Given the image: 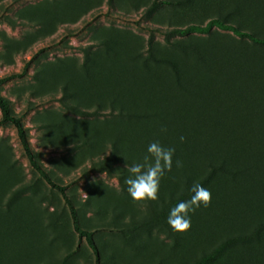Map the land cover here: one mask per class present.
Instances as JSON below:
<instances>
[{"label":"rangeland","instance_id":"obj_1","mask_svg":"<svg viewBox=\"0 0 264 264\" xmlns=\"http://www.w3.org/2000/svg\"><path fill=\"white\" fill-rule=\"evenodd\" d=\"M212 19L257 40L207 30ZM262 40L264 0H0V78L30 62L0 95L40 166L67 187L101 264H197L236 236L250 239L208 264H264ZM154 140L175 147L173 169L157 201L134 202L125 166ZM193 182L211 203L174 232L169 209ZM0 264H95L9 124L0 125Z\"/></svg>","mask_w":264,"mask_h":264},{"label":"clouds","instance_id":"obj_2","mask_svg":"<svg viewBox=\"0 0 264 264\" xmlns=\"http://www.w3.org/2000/svg\"><path fill=\"white\" fill-rule=\"evenodd\" d=\"M166 132V129H161ZM181 136V142L184 141ZM175 147L165 146L158 140L147 145L146 154L142 162H133L131 166L126 163L127 177L124 184L127 186V194L134 202L157 201L159 199L160 183L166 173L173 169V157ZM176 167L182 164L176 160ZM191 196L187 200H180L169 209L167 224L174 232H186L191 227V213L201 206L208 207L211 203L212 194L198 182H193L189 189Z\"/></svg>","mask_w":264,"mask_h":264},{"label":"trees","instance_id":"obj_3","mask_svg":"<svg viewBox=\"0 0 264 264\" xmlns=\"http://www.w3.org/2000/svg\"><path fill=\"white\" fill-rule=\"evenodd\" d=\"M155 6L156 4H153L151 7L154 8ZM212 26L217 27L218 29H221V30L232 31L236 35L245 36L246 38H249L252 41L257 40L251 34L241 32L240 30H238L237 28L233 26L224 25L222 22H220L217 19H212L210 20V22H208L206 26L207 30L208 29L210 30ZM190 29L191 28L189 29L187 28L183 30H175V33L179 34L180 36H186L190 32ZM262 41L264 42V40ZM151 49H152V44H151V40H149L148 45H147V51L151 52ZM29 65H30V62H28L24 66L23 71L19 74H12V75L0 78V86L14 79L22 78L23 76H25ZM72 111L73 113L81 117H90V116L96 115L95 113H89V112L82 111L76 108H72ZM6 124L12 125L14 129L16 130L20 145L29 162L30 167L38 174L39 178L42 179L51 189L56 190L62 196L64 203L66 204L68 211H69L73 231L76 233L78 239L84 240L86 244L88 245V247L91 249L94 255L95 264H101L99 251L93 239L94 233L91 231L85 230L80 226L77 211L67 195V192H66L67 187L56 184L50 178L48 173L40 166V164L36 160V155L32 152V149L30 147L26 129L24 128L22 124V118L14 116L11 113L9 102L0 95V125H6ZM254 149L258 150L256 151L258 154L263 153V150H260V145H255ZM186 198H187L186 194H183L179 196L174 201V203L176 204L178 201L185 200ZM249 239H250L249 237H244V236H241V237L236 236L234 238H228L227 240L221 242L210 253L203 255L197 264H208L209 262L214 261L226 248L234 245L235 243H242Z\"/></svg>","mask_w":264,"mask_h":264}]
</instances>
